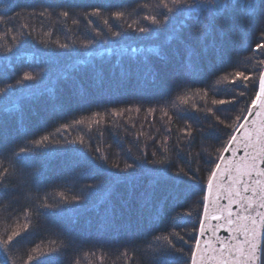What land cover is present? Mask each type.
<instances>
[{"label":"trees","instance_id":"1","mask_svg":"<svg viewBox=\"0 0 264 264\" xmlns=\"http://www.w3.org/2000/svg\"><path fill=\"white\" fill-rule=\"evenodd\" d=\"M160 4L161 0H0V87L15 85L25 72L36 76L10 90L7 99L23 101L22 108L0 111V165L9 169L7 185L0 186L6 193L0 196V238L21 226L18 243L9 248L16 264H25L28 254L36 257L31 264H52L46 255L52 241L67 245L57 264H151L152 250L163 243L154 237L174 232L183 240L174 237L173 242L186 253L194 244L192 237L198 233L192 230L199 227L218 150L257 91V61L264 55L253 50L260 24L249 33L246 50L233 46L224 55L209 50L194 70L187 71L185 46L171 38L175 20L156 27L143 19L161 18ZM96 9L99 16L85 15ZM63 11L69 12L67 18L60 15ZM116 11H123L124 18L112 17ZM109 27L122 35L114 37ZM139 27H151L152 32L146 36ZM97 31L102 35L96 36ZM190 31L195 39V28ZM136 48L143 51L134 53ZM236 71L252 74L247 88L239 80L231 83ZM182 96L189 97L187 104L179 99ZM214 99L233 103L216 105ZM81 119L83 125L75 123ZM66 124L70 127L64 129ZM45 135L57 142L31 144ZM81 137L83 145L78 142ZM25 146L31 149L30 167L21 170V156L13 153ZM70 148L89 158L103 153L108 159L95 160L98 167L89 169L74 154L78 162L65 165ZM126 163L134 168L124 171ZM177 167L199 169V181H188L178 192L163 181L152 189L153 176L166 180ZM34 169L40 175L25 181L24 173ZM88 184L97 186L87 189ZM148 191L154 194V207L145 208L142 197ZM61 192L69 198L85 197L81 204L69 205L77 212L60 216L39 207L45 197L46 203L64 207ZM25 211L32 216L26 217ZM37 246L43 254L33 252ZM176 259L177 264H187L188 256L177 253Z\"/></svg>","mask_w":264,"mask_h":264},{"label":"snow or ice","instance_id":"2","mask_svg":"<svg viewBox=\"0 0 264 264\" xmlns=\"http://www.w3.org/2000/svg\"><path fill=\"white\" fill-rule=\"evenodd\" d=\"M160 6L164 10L161 18L156 15H146L144 20L148 21L150 25L161 27L172 24L171 38L179 45L185 46V52L188 58V63L185 65L187 71H192L197 65L198 60L202 57L204 52L214 50L220 55L227 53L229 48L235 46L241 50H246L248 45V36L251 31L256 28L259 22V40L255 44V51H260L264 55V0H161ZM147 8L148 5H142ZM175 13L173 16L171 14ZM19 15V14H17ZM44 15V13H41ZM61 16L67 18L68 11L60 13ZM85 15L99 16L100 10L96 9L91 13ZM116 20L124 18L123 11H116L111 14ZM3 17H0V21ZM77 23L78 21H73ZM91 23V21H89ZM104 23L107 25L108 21ZM195 28V39L192 37L191 29ZM140 33L146 36L152 32L151 27H139L137 29ZM109 31L114 37H120V31ZM100 31L96 32V36H101ZM15 39V37H13ZM95 41H87L84 46L88 47ZM59 43V42H58ZM61 48H68L67 44H60ZM134 53L142 52V49H132ZM156 56H159V51L151 49ZM251 59V58H249ZM259 71L256 78L257 91L255 95L249 98L247 108L241 109L246 115L236 117L237 126L233 129L232 134L226 141L222 149L218 151L221 153L214 167L211 168L207 179V196L204 197L203 218L200 220L199 227L192 231L198 233L193 236L194 244L190 246L186 253L184 248H179L173 242V238L183 240L179 233H172V235L155 236L156 241H162L155 249L152 250L151 264H177L176 254L188 256L187 264H264V59L257 61ZM36 79L31 72H25L22 79L17 80L16 84H6L0 87V111L5 114L12 113L19 108H22L23 101H9L10 90L23 85L24 81H33ZM227 81L228 76L222 77ZM253 79L252 74H246L244 71H236L231 80L232 84H236L239 80L245 88L248 87V82ZM219 83V81H218ZM244 96V92L239 93ZM179 99L187 104L189 97L182 96ZM203 99V97H201ZM213 104L223 105L233 103V100H212ZM196 107L195 104L192 105ZM139 109H137L138 111ZM151 111V110H150ZM211 113L212 109H207ZM119 115V112L113 113ZM167 113H165L166 115ZM99 116V113L96 114ZM251 117V119H249ZM221 124L224 121L220 120ZM99 124L98 120L93 121ZM76 124L83 125V119L75 121ZM70 125H63L67 129ZM231 128L232 125H227ZM191 129V125H188ZM59 132L60 130L57 129ZM191 132H189V135ZM57 141L50 140L49 136H42L39 140L31 141V144L42 146L47 143H55ZM77 141H66V144H74ZM81 145L84 144V139L81 137L78 141ZM241 146L244 150V155L237 157V153ZM91 151V149H89ZM95 151L100 152L99 148ZM31 149L28 147H21L19 153L13 155H20L21 159L17 161L23 168L30 167L28 158ZM231 153V156L225 154ZM87 163L89 169L98 167L95 160L107 161L108 157L100 153L94 158H89L87 153L79 149L70 148L65 154V165L76 164L78 161L76 155ZM119 168V164L113 165ZM134 168L133 164H125L124 171ZM199 169L193 171L192 169L185 170L182 167H177L175 173L169 174L166 180L160 176H153L151 178L152 189L158 187L162 181L170 186L175 192L187 185L188 181H199ZM9 175V169L0 165V186L7 185L6 177ZM40 175L38 169H34L32 173H24L25 181L36 178ZM229 179V183L225 186V178ZM127 179V178H123ZM114 183V181H112ZM95 184H88L85 187L92 189L96 187ZM119 187V185H117ZM135 183L132 184L133 190ZM226 194L225 198L228 200L227 204H220L221 195ZM6 195L5 192H0V196ZM61 202L64 207L57 204L46 203L47 197L40 202L39 207L45 210H53L57 215L69 216L78 211L69 205L81 204L85 197L82 195H75L69 198L63 192L60 194ZM114 193L109 195L112 198ZM154 194L151 191L145 192L142 197V205L145 208L154 207ZM233 204L239 207L238 212L233 211ZM38 215L40 213H37ZM46 214V213H45ZM26 217H31V211H25ZM187 215H191L188 212ZM217 221L212 224L211 221ZM20 225L17 229L11 231L6 239L0 238V264H16V261L9 254L10 246H14V242L18 243L17 238L21 237L22 232ZM219 228H226L232 233L230 239H221L216 236ZM24 231H27V224L23 226ZM209 233H211L209 235ZM185 244L188 241H184ZM62 247L67 245L57 246L55 241L49 245V251L46 255L52 258V264H57V257L61 252ZM33 252L42 253L39 246L33 249ZM43 254V253H42ZM123 255L127 256V252ZM31 254L27 255L25 264H31L35 260ZM74 264H79L76 260Z\"/></svg>","mask_w":264,"mask_h":264},{"label":"water","instance_id":"3","mask_svg":"<svg viewBox=\"0 0 264 264\" xmlns=\"http://www.w3.org/2000/svg\"><path fill=\"white\" fill-rule=\"evenodd\" d=\"M249 119H251V117H249ZM225 155H227V156H231V153H227V154H225ZM244 155V150H243V147L241 146V148H240V150L238 151V153H237V157H240V156H243ZM230 181H229V179L226 177L225 178V181H224V183H225V186H227L228 185V183H229ZM207 187H206V191H205V196H207ZM225 195L226 194H222L221 195V199H220V201H219V203L220 204H227L228 203V200L225 198ZM204 203H206V201L204 202ZM233 211L234 212H238L240 209H239V207L236 205V204H233ZM203 218V213H202V217H201V219ZM211 223L212 224H216L217 223V221H215V220H213V221H211ZM211 233H209V235H210ZM198 235V234H197ZM231 235H232V233H230V232H228L227 230H226V228H219L218 230H217V232H216V236H218V237H220L221 239H230L231 238Z\"/></svg>","mask_w":264,"mask_h":264}]
</instances>
